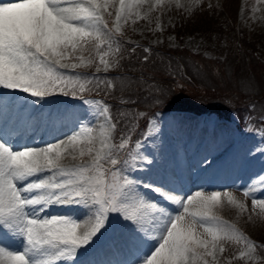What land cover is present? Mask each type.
I'll list each match as a JSON object with an SVG mask.
<instances>
[{
  "label": "rangeland",
  "instance_id": "rangeland-1",
  "mask_svg": "<svg viewBox=\"0 0 264 264\" xmlns=\"http://www.w3.org/2000/svg\"><path fill=\"white\" fill-rule=\"evenodd\" d=\"M74 2L76 0H69V3ZM114 5L109 9L112 15H109L108 12L104 13L108 29H111V36H102L98 40H92L85 46L84 51L73 53V59L65 60L63 63L69 65L76 63L80 66L75 69L71 67L60 69V71L79 75L81 82H85L87 77L119 73L123 70L120 65L127 57V48L130 47L185 48L208 61L215 60L222 58L232 44L236 45L237 38L234 37V34H237L239 38L245 37L249 43L246 48L250 49V52H256L259 58L264 59V0H145L143 5L133 8V14L127 19V22L120 21L119 32L116 31L115 19L119 0H114ZM130 52H132L131 49ZM103 53H107L105 58L110 65L108 70H105L104 66L99 63ZM79 57L83 59L81 60ZM159 62L162 66H158L157 70L152 69V73L155 75H152L153 80L148 88V91L153 94L151 99L155 103L159 99L166 97L169 99L168 97L175 93V89L181 93L184 90L183 86L189 83L186 79L177 81L178 70L174 69L172 62V65H169L168 62L165 65L161 61ZM157 63L152 65H157ZM201 71V81L196 83V86L192 85V90L195 91L196 88L198 96L203 98L204 94L213 89V86L209 89L205 84L210 79H214L212 77L215 74L205 70ZM240 71L242 75H238L239 80L241 78L246 82V86L242 87V90L248 92L245 94L240 92L241 89L238 90L240 83H238L234 92L238 94V97L239 94L243 97L234 98L239 105L230 110L225 111V107H222L227 105L226 97L210 99L204 97V101L207 102L204 105L205 110L211 112L210 116L195 117L192 114L176 112L159 115L155 113L146 116L144 110L135 113L131 109H114L122 112L125 124L127 127L129 126L128 131L136 130L137 137L134 140H131L132 134H127L122 141L116 138V127L111 128L114 123L113 118L105 121L103 117L98 116L92 123L91 135L95 137L92 145L93 155L101 149L103 132L107 137L109 148H105L101 155L111 150L113 155L120 160L116 169H124L130 179L141 182L137 186V191L143 194L146 203L143 206L137 205L134 211L144 217L146 227H153V221L158 217L157 209L161 206L173 211V214H176L174 210L183 211L182 206L167 201L152 188L142 186L143 184H152L172 188L173 190L169 194L176 195L182 200V203L186 201L188 195L195 198L197 191H200L204 196H210L212 192L218 191L221 196L211 214L217 216L225 226H231L248 239L251 236L254 238L264 237V209H261L259 205L255 209L252 206L253 198L264 199V182H262L264 181V99L262 98V103L256 100L252 102L254 98H260L254 97L252 89L260 88V86L251 87L248 79L245 78L248 76L246 69L242 68ZM160 77L173 79V85L165 87L162 83L156 82L160 80ZM122 80V78H110V80H106L107 83H100L99 91L96 90L98 82L92 81L87 84V87L92 90L81 93L82 99L55 95L46 97L39 105H32V98L26 94L0 92L7 97L16 96L14 102L6 99L4 101L6 107L0 109V129L3 130L4 138H8L6 135H10V139L8 138L7 141L16 148H20L21 145L43 147L47 143L67 139L78 129L76 123L78 118H82L85 114L89 118L93 115L94 106L83 104V100L105 102V97L109 92L125 91L131 85V83ZM167 81L169 82V80ZM143 82L150 83L149 81ZM109 83L112 85L111 87L107 86ZM220 90L222 92L224 89ZM250 90H252L251 93ZM177 98H179L178 95ZM116 101L118 104H124L122 100ZM22 106L25 107L24 112H20ZM141 106L146 105L142 104ZM218 111L228 113V119L223 120L221 117H217L215 112ZM29 113L33 115L31 121L27 120ZM111 113H113V109L109 113L112 117ZM141 113L143 115H140ZM130 114L138 117L141 126L146 124L145 129H140L139 125L133 122L135 119L128 125ZM257 114L262 116L260 129L251 127ZM40 116H42V120H39ZM41 122H49L48 124L52 127L43 131L45 124L42 125ZM237 122L244 124L245 130L241 131L245 133L237 131L235 125ZM27 126L32 133L25 135L22 128H27ZM247 126L249 127L247 128ZM59 131H61L60 137L51 136L52 132ZM36 133L39 135L37 136ZM79 139L85 142L77 145L75 149L69 146L62 153L60 163L65 169L92 163V155L85 154L83 157L79 155L81 147L85 150L88 148L87 133L82 132ZM124 140L127 141L124 148L115 147ZM137 142L141 143L140 148L136 146ZM73 155H75V159H73ZM141 156H146L149 160L154 159L155 162L149 165L147 160L143 162L140 160ZM205 160L210 163L205 164ZM103 166L105 169L112 168L106 161L103 162ZM129 169L134 170L129 171ZM40 175L47 177L49 173L45 172ZM52 179L58 181L61 177L57 174ZM108 180H111V175L108 176ZM119 182L123 183L122 180ZM162 190L165 189L162 188ZM245 192H248L249 195L245 196ZM34 194L44 193L43 190H40ZM197 199L188 205L189 212L201 210ZM229 200L232 202L230 203ZM150 203H155L157 209L148 207L147 205ZM240 205L244 206L243 209ZM84 209L89 211L87 216H84L82 212ZM46 215L75 217L78 233L85 228H90L94 223V212L83 206L53 204L48 208ZM186 219L189 217L186 216ZM130 231L131 226L121 219L120 213L110 212L107 226L102 234L89 249L81 252L78 250V258L73 264H82L80 259L83 260L86 253L101 247H104L103 253L98 251L88 259L101 261L104 264L107 261H112V264H115L116 261L123 260L133 261L135 264L141 255L150 253L155 243L148 242L138 253L125 254L123 239ZM197 232L202 234V238L210 239L208 234L204 233L203 228H198ZM153 234L155 235V233ZM5 241L19 246L24 243L19 238L10 240L5 237L3 242ZM253 242L255 243V241ZM223 244L225 252L218 253V264H264V260L258 253L254 254L251 260L240 259L239 250L244 246L242 240L239 243L235 240L224 241ZM55 264H71V261L60 260Z\"/></svg>",
  "mask_w": 264,
  "mask_h": 264
},
{
  "label": "snow or ice",
  "instance_id": "snow-or-ice-1",
  "mask_svg": "<svg viewBox=\"0 0 264 264\" xmlns=\"http://www.w3.org/2000/svg\"><path fill=\"white\" fill-rule=\"evenodd\" d=\"M144 3L145 0H119L115 12L117 32L120 31V21L127 22L133 8ZM113 6L114 0H76L74 3L69 0H0V92L26 94L32 98V105H39L46 97L55 95L82 99L81 93L92 90L87 87L92 81L98 82L96 90L99 91L100 83L110 78L92 76L81 82L79 75L60 69L79 67V64L69 65L63 61L73 59L72 54L84 51L92 40L111 36L104 13L112 15L109 9ZM143 50L150 51L148 48ZM106 56L107 53L101 54L99 63L108 70L110 65ZM147 59L148 56H144V60ZM6 99L14 102L16 96L0 94V109L6 107ZM83 104L94 106L92 117L85 114L78 118V129L67 139L43 147L16 148L4 139L0 129V264H55L60 260H70L73 264L78 258V250L89 249L102 234L110 212L120 213L121 219L131 226V231L123 239L125 254L138 253L148 242L155 243L150 253L141 255L135 264H218V253L225 252L223 242L231 240L243 241L240 259L253 258L258 246L211 214L221 196L218 191L210 196L197 191L195 198L188 195L182 203L176 195L169 194L172 188L143 184L144 188H152L167 201L183 208L182 212L174 210L176 214H173L163 206L157 209L155 203L148 204V207L157 209L158 217L152 228L146 227L144 217L134 211L137 205L146 203L143 194L137 191L141 182L130 179L124 169H116L120 160L111 150L101 155L105 148H109L103 132L101 149L93 155L92 123L98 116L105 121L112 119L109 106L103 101L83 100ZM24 111L22 106L20 112ZM32 119L33 115L29 113L27 120ZM115 127L113 123L111 128ZM82 132L87 133L88 148L81 147L79 155H92V163L65 169L60 163L62 153L69 146L75 149L85 142L79 139ZM126 143L124 140L115 147L122 149ZM136 146L140 148L142 145L137 142ZM140 160H147L149 165L155 162L146 156H141ZM104 161L112 168L105 169ZM204 163L210 162L205 160ZM45 172L49 175L42 177L40 174ZM57 174L61 179L53 180ZM109 175L111 180H108ZM40 190L44 194H34ZM196 198L201 210L189 212L188 205ZM53 204L89 208L94 212V223L78 233L75 217L46 215ZM257 205L264 209V199L253 198V208ZM240 207L243 209L244 206ZM198 228H203L210 239L202 238ZM5 237L22 239V249H9L3 243ZM82 264L104 262L85 258ZM106 264H112V261ZM115 264H133V261H116Z\"/></svg>",
  "mask_w": 264,
  "mask_h": 264
},
{
  "label": "trees",
  "instance_id": "trees-1",
  "mask_svg": "<svg viewBox=\"0 0 264 264\" xmlns=\"http://www.w3.org/2000/svg\"><path fill=\"white\" fill-rule=\"evenodd\" d=\"M234 37L237 38L236 45H231V47L227 50V52L223 55L222 58H217L215 60H207L202 56L191 53L187 49H156L151 47H135V51L130 52V48H127V57L125 62L122 64L123 70L119 72L117 75H102L100 78H122L123 82L131 83V85L122 90H116L113 93H110L105 97L108 100H111V108L113 109V119L117 123L118 126V135L121 136L123 133L129 134L127 127L125 124V118L119 110H114L116 108L121 109H131L133 112L138 113L139 110H144L146 116L154 115L155 113L166 112L170 110H180V111H190L195 113H211L205 110L206 101H204V97L206 99H210L212 97L220 98L226 97L227 105L225 107V111L234 108L239 105V103L234 98H242L243 96L234 92L235 87L238 83L240 87L238 90L245 94L242 87L246 86V82H244L241 78L239 80L238 75H242L240 71L242 68L246 69L248 74L247 78L249 84L252 86L259 85L260 88L252 89L254 90L253 95L254 98L252 102L255 100L259 103H262V98L264 99V59L259 58L256 55V52H250V49H247L248 42L244 38H239L237 34H234ZM234 41V40H233ZM240 42V43H239ZM144 48L150 49L149 52H144ZM144 56H148L147 60H144ZM161 61L163 65L167 62L169 65L173 63L174 69L177 68L178 73L176 74V79L179 81L180 79H186L189 83H186L183 87L184 90L179 93L175 89V93L170 95L167 99H159L157 103H155L151 98L153 96L152 92L148 91L150 84L152 83V69L157 70V67H161ZM158 62V63H157ZM153 63H157V65H152ZM201 70H205L208 73L215 74L214 79H210V81L205 84L210 87L213 86V89L204 94V97L198 96L197 90H192V85L196 86V83H199L202 78ZM125 72V73H124ZM244 75V74H243ZM246 75V74H245ZM169 80V82L167 81ZM143 81H149L150 83L145 84ZM104 82L107 83L105 80ZM156 82L162 83L165 87H171L173 85V79H168L166 77H160V80ZM221 87V88H217ZM250 87V88H251ZM201 89V88H200ZM220 89H224L220 92ZM168 90V89H167ZM250 90V93L251 91ZM239 92V93H240ZM179 98L176 99V96ZM182 95L183 97H181ZM149 97V98H147ZM258 99V100H257ZM116 100L124 101V104L116 103ZM142 104L146 106H141ZM252 105V103H251ZM198 107V108H197ZM201 108V110H200ZM234 110V109H233ZM216 114L225 117L228 119V113H222L220 111L215 112ZM256 114V113H255ZM264 115V111H263ZM135 119V120H133ZM133 122L137 123L140 129H145L146 124L143 126L140 125L138 121V117L130 114L128 117V125ZM252 126L254 128L260 129L259 126L262 125V116L257 114L255 120L252 121ZM236 124V123H235ZM237 128L240 130H245L244 124H240L237 122ZM249 126H247L248 128ZM133 132L136 133V130L133 129ZM244 132V131H243ZM252 241H255L257 248V253L264 260V237L260 236V238H249Z\"/></svg>",
  "mask_w": 264,
  "mask_h": 264
},
{
  "label": "bare ground",
  "instance_id": "bare-ground-1",
  "mask_svg": "<svg viewBox=\"0 0 264 264\" xmlns=\"http://www.w3.org/2000/svg\"><path fill=\"white\" fill-rule=\"evenodd\" d=\"M39 118H41V116L39 117ZM47 123V122H46ZM45 123V124H46ZM61 131H59V132H53L54 134H53V137H60L61 136V133H60ZM5 139V138H4ZM5 140H7V139H5ZM83 214H84V216H87L88 215V213H89V211L88 210H86V209H84L83 211ZM5 245H7L8 246V248L9 249H22V246H19V245H15V244H13L12 242H7V241H5V242H3Z\"/></svg>",
  "mask_w": 264,
  "mask_h": 264
}]
</instances>
